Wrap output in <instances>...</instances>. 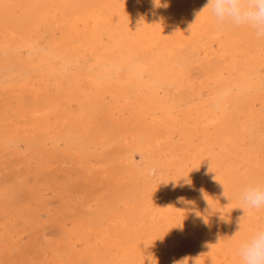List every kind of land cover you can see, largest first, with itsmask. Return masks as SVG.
<instances>
[{
	"label": "bare ground",
	"instance_id": "bare-ground-1",
	"mask_svg": "<svg viewBox=\"0 0 264 264\" xmlns=\"http://www.w3.org/2000/svg\"><path fill=\"white\" fill-rule=\"evenodd\" d=\"M206 3L0 0V197L8 178L33 170L41 184L57 166L94 188L79 196L85 213L103 210L93 220L64 218L48 264H150L148 256L152 264H239L235 251L248 236L231 233L244 213L227 193L264 169V127L259 146L250 141L264 122V37L218 24L210 10L198 17ZM186 50L200 54L198 76ZM132 187L143 191L138 204L125 193ZM247 213L246 224L264 218V210ZM16 216L0 222V243Z\"/></svg>",
	"mask_w": 264,
	"mask_h": 264
},
{
	"label": "rangeland",
	"instance_id": "rangeland-1",
	"mask_svg": "<svg viewBox=\"0 0 264 264\" xmlns=\"http://www.w3.org/2000/svg\"><path fill=\"white\" fill-rule=\"evenodd\" d=\"M140 6H142V3H141V5ZM14 17L15 18H17V15H14ZM186 52V53H185ZM184 53V61L185 62H187L188 64H191V62H193V74L195 75V76H198L201 72H202V68H201V66H200V64L198 63V62H200V54L198 53V51H188V50H186V51H184L183 52ZM262 125V126H261ZM260 127V128H259ZM262 127H264V122H262V123H260L259 125H257L256 126V129H253L252 130V134H250V141L252 142V145L253 146H255V148H257L258 146H259V142L260 141H258L259 140V130H261V128ZM254 131V132H253ZM258 133H257V132ZM258 136V137H257ZM254 138H256V139H254ZM255 141H254V140ZM258 139V140H257ZM258 142V143H257ZM20 146H22V147H24L22 144H20ZM263 159H264V156H263ZM12 162V158H8V162H7V164H6V169H7V171H8V174H10L11 172H13V166H12V164L13 163H11ZM9 164H11V165H9ZM69 167H70V165H68ZM53 168H56L54 171V173H59L57 176L55 175H52L51 174V176H50V178L48 177V179H51V180H46V176L45 175H43L44 177L41 179V184L43 183H46V188H44V187H41L40 185V183L37 185L36 184V182H33V181H35V180H37V175H36V173H35V171L33 172V170L32 171H30L31 173H28L27 172V175H26V173H24V172H22V174L23 175H21L20 176V178L19 177H17L18 179L16 180V178H15V180H14V177L13 178H8L9 179V181L11 182V183H9L8 182V179L7 180H5L6 182H5V185H4V192L5 193H3L2 194V197H0V208H1V210H0V222H7V219H9L10 218V216H13V215H17L16 217H15V219H16V221L18 222H16L15 224H11V225H7L8 226V228H6V232H4L3 233V237H2V240H1V243H0V246H3L4 247V253H2V254H0L1 255V257H4V258H8L7 259V264H10V261H11V264L13 263V264H39V263H42L44 260V264H48L49 263V260H51V258H52V256H53V253H54V246L56 245V243L58 242V233L60 232V228H61V226L63 225V222H64V220H69V219H72V217L74 218L75 216H79L80 217V215L82 216V217H80V218H83V219H85V220H91L92 218H94V219H97V216L100 214V213H102L103 214V210L102 211H100V213L98 214V215H96L95 213L94 214H88L87 212L85 213V210H86V208H84L85 206H84V202H83V199L81 198V197H79V196H81L82 195V192H83V190H85L84 189V187L86 188V186L88 185V184H79V183H76L75 181H76V179H75V177H73V176H71L70 174H68V175H66L67 174V170L65 171L66 173H64L62 170H59L58 169V167L57 166H54ZM71 168V167H70ZM72 169V168H71ZM71 169H69V170H71ZM258 170V171H257ZM257 170H253V171H251V173H253L254 171H256V172H254L253 174H255V176L253 175L251 178H253V177H256V175L258 176V179H257V182H255V183H251V180L250 179H248V181H246V182H244L245 183V185H243L242 183H240V184H238V185H236L235 187H237V188H235L234 190H231L230 192H228L227 193V195H228V197L232 200V202L231 203H233V207L234 206H236L237 205V207H239L240 205H241V201L240 200H235L236 199V197L237 196H240V193L245 189V188H247L248 186H252V185H256V184H264V182H263V178H264V173L262 174V172L264 171V169L263 170H260V169H257ZM259 170H260V172H259ZM7 171H6V173H7ZM60 171H61V174H60ZM33 172V173H32ZM259 174V175H258ZM65 175V176H64ZM15 176V175H14ZM29 176V177H28ZM16 177V176H15ZM21 177H24V178H21ZM61 179H60V178ZM151 177H153V174L152 173H150V174H148V178H151ZM260 177V178H259ZM263 177V178H262ZM39 178H41V177H39ZM10 179H12V181L10 180ZM58 179V180H57ZM60 179V180H59ZM66 179H68V180H66ZM22 180H23V182H22ZM14 181V182H13ZM21 181V182H20ZM28 181V182H27ZM66 181V182H65ZM253 182H254V180H252ZM8 182V183H7ZM13 182V183H12ZM18 182V183H17ZM27 182V183H26ZM48 182H50V184L48 183ZM56 182V183H55ZM247 182L249 183V185L247 184ZM260 182H262V183H260ZM16 183V184H15ZM21 185H20V184ZM22 183H24V185L22 184ZM6 184H8V185H6ZM12 184V185H11ZM28 184V185H27ZM34 184V185H33ZM57 184V185H56ZM63 184V185H62ZM146 184H149V182H147ZM168 184H171L170 182L168 183ZM11 185V186H10ZM24 187H23V186ZM49 185V186H48ZM50 185H52V186H50ZM53 185H55V187H56V189H54L55 187H53ZM60 185V186H59ZM66 185V186H65ZM75 185V187H72V186H74ZM244 187H243V186ZM25 186H28V187H26V188H28V189H26L25 188ZM6 187H8V188H12V190L11 189H8V188H6ZM23 187V188H22ZM31 189H30V188ZM88 187V186H87ZM142 187V186H141ZM35 188V189H34ZM41 188H43L42 189V191H45V193H47V194H45L44 193V196H43V192H41L40 193V190H41ZM91 188V189H90ZM240 190H239V189ZM241 188H242V190H241ZM17 189V190H16ZM19 189V190H18ZM21 189V190H20ZM33 189V190H32ZM62 189V190H61ZM73 189V190H72ZM88 189H89V191H93V187H88ZM13 190H14V193H13ZM25 190V191H24ZM29 190V191H28ZM37 190V191H36ZM56 190V191H55ZM74 190H76V192L74 191ZM77 190H78V192H77ZM7 191V192H6ZM9 191V192H8ZM17 191V192H16ZM21 191H23V193L21 192ZM31 191V192H30ZM39 191V192H38ZM55 191V192H54ZM73 191V192H72ZM88 191V192H89ZM95 191V190H94ZM94 191L92 192V193H94ZM130 191L133 193H130ZM27 192V193H26ZM33 192H35L34 194L36 195H31V194H33ZM38 192V193H37ZM64 192H65V194H64ZM75 192V193H74ZM80 192V193H79ZM8 193V194H7ZM9 193H11V194H9ZM22 193V194H21ZM26 193V194H25ZM54 193V194H53ZM64 194V195H62V194ZM125 193H126V195H129V197H131L133 200H135V202L138 204V203H140V201H142L143 199H144V197H143V191L142 190H140L139 188H134V187H132V188H129V189H127L126 191H125ZM232 195H231V194ZM235 193V194H234ZM237 193V194H236ZM6 196H5V195ZM14 194H15V196H14ZM24 194H25V196H24ZM75 194V195H74ZM90 194H91V192H90ZM111 193H108V192H106V195H105V197H104V200H106V203H108V201H110L111 200V198H113V196H112V194L110 195ZM4 195V196H3ZM19 195V196H18ZM22 195H23V197H22ZM30 195V196H29ZM39 195V196H38ZM41 195V196H40ZM45 195H47V196H45ZM53 197H52V196ZM71 195V196H70ZM78 195V196H77ZM93 195V194H92ZM11 196H12V198H11ZM17 196V197H16ZM34 196H35V198H34ZM37 196H38V198H37ZM50 198H49V197ZM58 196V197H57ZM231 196H233L232 198H231ZM7 197L10 199H7ZM28 199H27V198ZM31 197H32V199H31ZM40 197V198H39ZM48 197V198H47ZM182 198H184V196H181ZM3 198L5 199V200H3ZM16 198V199H15ZM21 198V199H20ZM25 198V199H24ZM42 198H44V200H41ZM77 198V199H76ZM107 198H109L108 200H107ZM135 198V199H134ZM13 199V200H12ZM31 199V200H30ZM33 199H34V201H33ZM36 199H37V201L39 200V201H41L40 203L42 204V205H38V204H40L39 203V201H38V203H37V201H36ZM56 199V200H55ZM60 199H62V200H60ZM32 202H30V201ZM49 200V202L47 203L46 201H48ZM54 200V201H53ZM67 202H66V201ZM138 200V201H137ZM7 202V203H5V202ZM12 201V202H11ZM45 201V202H44ZM196 204L197 205H195V204H193L192 206L194 207L193 209L195 210V212H199V210L200 209H202L201 207H203L204 205H202L203 204V202H201V199L199 200V198L198 199H196ZM200 203H199V202ZM34 202V203H33ZM35 202H36V204L38 205H36L35 204ZM61 202V203H60ZM64 202H66V203H64ZM62 203H64V204H62ZM235 203H236V205H235ZM2 204H5V205H2ZM6 204H7V206H6ZM17 204V205H16ZM34 206H33V205ZM44 204V205H43ZM51 204H53V205H51ZM74 204L76 205V206H74ZM79 204V205H78ZM82 204V205H81ZM9 205V206H8ZM11 205H12V207H11ZM19 205V206H18ZM37 207H36V206ZM42 208H41V207ZM46 206V207H45ZM50 206L51 207H53V206H55V207H53V208H50ZM61 208H60V207ZM6 209H5V208ZM14 207V208H13ZM40 209H39V208ZM47 207H48V209H47ZM73 207V208H72ZM233 207H231V206H229V207H227V208H224V211L226 210L227 212L229 211H233ZM11 208L12 209H14V210H11ZM55 208H58V210H56ZM229 208V209H228ZM3 209H5V210H3ZM8 209H10V210H8ZM28 209V210H27ZM55 209V210H54ZM82 209H84V212H83V210ZM199 209V210H198ZM228 209V210H227ZM47 210V211H46ZM60 210V211H59ZM9 211V212H8ZM12 211H15V212H12ZM32 211V212H31ZM46 211V212H45ZM62 211V212H61ZM77 211V212H76ZM225 211V212H226ZM241 211V210H240ZM10 212H11V215H10ZM18 212V213H17ZM52 212V213H51ZM58 212H59V214H61V215H57L58 214ZM61 212V213H60ZM239 212V211H238ZM3 213H5V214H3ZM13 213H15V214H13ZM24 213H25V215H24ZM26 213H27V215H26ZM31 213V214H30ZM64 213V214H63ZM68 213V214H67ZM78 213V214H77ZM83 213V214H82ZM241 213V214H240ZM38 214H40L41 216L39 217L38 216ZM65 214H66V216H65ZM86 214H88V215H86ZM101 214V215H102ZM174 215H173V219L176 221V223H177V227L179 228H183L184 227V223H185V220L183 219V220H181L179 217H178V215H177V213L176 212H174L173 213ZM238 214V215H237ZM236 215H234V216H237L236 217V222L238 223V220H239V218L241 217V216H243L242 215V212H239V213H237ZM30 215V217H28ZM32 215V216H31ZM38 217V219H37V217ZM54 215V216H53ZM65 217H64V216ZM67 215H69L70 217H67ZM46 216V217H45ZM52 216V217H51ZM84 216H86V218L84 217ZM88 216V217H87ZM239 216V217H238ZM20 217V218H19ZM24 217V218H23ZM45 217V218H44ZM55 217V218H54ZM58 217V218H57ZM62 217V218H61ZM67 217V218H66ZM90 217V218H89ZM28 218V219H27ZM31 218V219H30ZM44 218V219H43ZM65 218V219H64ZM88 218V219H87ZM22 219V220H21ZM30 219V220H29ZM32 219H33V221H32ZM41 219V220H40ZM64 219V220H63ZM27 220V221H26ZM35 220H37V221H35ZM49 220V221H48ZM56 220H59L58 222L56 221ZM61 220V221H60ZM93 220V219H92ZM28 221H30L29 223H28ZM51 221V222H50ZM179 221V222H178ZM244 222H243V224H242V232L240 231L237 235H240L241 234V236H243V237H246L247 238V236H249L251 233V230L250 229H252V232H254L257 228H259V227H262V226H264L263 224H264V218H260L257 222H256V226H255V223H251V219L249 220L250 222L248 223V224H246L245 223V219L243 220ZM36 222V223H35ZM41 222V223H40ZM45 224H44V223ZM50 222V223H49ZM35 223V224H34ZM43 223V225H40V224H42ZM183 223V224H182ZM237 223H234V225L232 226V228L235 226V228H234V230L233 229H231L232 231H231V233H234L235 232V234H236V232L238 231V225H237ZM259 223V224H258ZM263 223V224H262ZM16 224H21V225H17L18 226V228L17 229H15L16 228ZM23 224V225H22ZM27 224H29V225H27ZM236 224V225H235ZM244 224H246L245 225V227H244ZM252 224V225H251ZM14 226V228H12L13 226ZM25 225V226H24ZM39 225H40V227H39ZM53 225V226H52ZM61 225V226H60ZM183 225V226H182ZM10 226H11V228H10ZM21 226V227H20ZM27 226L29 227V229L27 228ZM52 226V227H51ZM246 226H248V227H246ZM22 227H26V228H22ZM35 227H36V230H34L35 229ZM51 227V228H50ZM59 227V228H58ZM247 228H249V229H247ZM256 228V229H255ZM15 230V231H13V230ZM28 229V230H27ZM31 229V230H30ZM17 230V231H16ZM19 230V231H18ZM20 230H21V233H20ZM250 230V231H249ZM10 231V232H9ZM22 231H23V233H22ZM29 231V232H28ZM34 231H36V232H34ZM43 231V232H42ZM234 231V232H233ZM17 232V233H16ZM27 232H28V234H27ZM33 232V233H35V235L34 234H31V233ZM180 232H183L182 230H180V229H178V233H180ZM246 232H248V234L246 233ZM10 233V234H9ZM13 233V234H12ZM184 233V232H183ZM8 234H9V236H8ZM27 234V235H26ZM40 234H41V236H40ZM185 234V233H184ZM15 235H16V237H15ZM18 235V236H17ZM19 235H21L22 236V239L23 240H21V241H19V239H17L18 237H19ZM32 235H34L33 237H32ZM178 235H180V234H178ZM183 235V234H182ZM11 236V237H10ZM16 239H14V238ZM32 237V238H31ZM9 239V240H8ZM36 239H38V241L36 240ZM28 240V241H27ZM38 243H37V242ZM21 242V243H20ZM22 242H23V244H22ZM27 242V243H26ZM36 244H35V243ZM46 242V243H45ZM54 242V243H53ZM8 243V244H7ZM11 243V244H10ZM48 243H50V244H48ZM5 244H7V245H5ZM29 244V245H28ZM34 245V246H32V245ZM39 244V245H38ZM12 247H11V246ZM13 245H14V247H15V249H14V247H13ZM20 245L22 246V248L20 247ZM48 245V246H47ZM53 246V247H52ZM8 247V248H7ZM11 247V248H10ZM42 247V248H41ZM49 247V248H48ZM7 248V249H6ZM13 248V249H12ZM25 248V249H24ZM27 248V249H26ZM48 248V249H47ZM5 249H6V251H5ZM11 249V250H10ZM30 249V250H29ZM40 249V250H39ZM1 250V249H0ZM8 250V251H7ZM12 250L14 251V252H12ZM27 250H28V252H27ZM50 250V251H49ZM2 251V250H1ZM6 252V253H5ZM10 252H12V253H10ZM17 252V253H16ZM47 252H49V254L47 253ZM22 253V254H21ZM31 253V254H30ZM33 253H35V254H33ZM43 253H44V255H43ZM13 254V255H12ZM20 254V255H19ZM7 257H6V256ZM18 255V256H17ZM22 255V256H21ZM26 255H29V256H26ZM10 256H13V257H10ZM37 256V257H36ZM50 257V258H48V257ZM15 257V258H14ZM18 257V258H17ZM21 257V258H20ZM27 257H28V259L30 260H28L27 259ZM31 257V258H30ZM10 258V259H9ZM12 259H16V260H14V262H13V260ZM17 259H18V261H17ZM10 260V261H9ZM25 262H24V261ZM26 260L28 261V262H26ZM32 260V261H31ZM34 262V263H33ZM48 262V263H47ZM6 263H3V264H6Z\"/></svg>",
	"mask_w": 264,
	"mask_h": 264
},
{
	"label": "clouds",
	"instance_id": "clouds-1",
	"mask_svg": "<svg viewBox=\"0 0 264 264\" xmlns=\"http://www.w3.org/2000/svg\"><path fill=\"white\" fill-rule=\"evenodd\" d=\"M153 2L157 6L160 5V0L159 2L153 0ZM209 10L218 24L230 23L235 26H247L253 29L258 37H264V0H207L206 5L198 13V17ZM224 195L226 196L225 193ZM205 199H207L206 195ZM240 200L242 207L239 209L243 210L244 214L238 220V231L233 237L242 230L248 209L264 210V184L248 186L240 193ZM235 255L239 264H264V226L257 228L246 240L242 241ZM152 258L154 257H147L150 264H152ZM173 264H188V258L174 261Z\"/></svg>",
	"mask_w": 264,
	"mask_h": 264
}]
</instances>
